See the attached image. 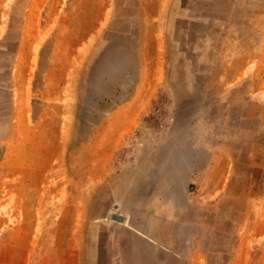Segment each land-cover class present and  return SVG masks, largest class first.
I'll return each instance as SVG.
<instances>
[{"label": "rangeland", "instance_id": "374dc122", "mask_svg": "<svg viewBox=\"0 0 264 264\" xmlns=\"http://www.w3.org/2000/svg\"><path fill=\"white\" fill-rule=\"evenodd\" d=\"M0 264H264V0H0Z\"/></svg>", "mask_w": 264, "mask_h": 264}]
</instances>
